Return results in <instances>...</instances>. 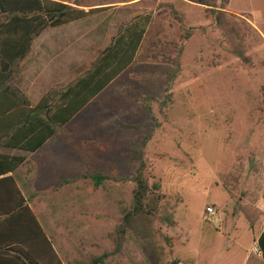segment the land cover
Here are the masks:
<instances>
[{"label":"rangeland","instance_id":"374dc122","mask_svg":"<svg viewBox=\"0 0 264 264\" xmlns=\"http://www.w3.org/2000/svg\"><path fill=\"white\" fill-rule=\"evenodd\" d=\"M64 1L107 8L37 39L39 49L59 42L61 34V57L39 67L59 61L67 68L61 69L62 82L45 83L41 76L30 83V64L22 65L16 85L35 104L50 89L64 90L89 72L132 19L155 14L131 67L59 129L70 145L66 176L35 172L36 187L25 188L57 250L67 264L106 253L105 264H149L136 240L127 235L120 241L118 233L143 165L149 182L160 181L174 206L175 227L161 217L154 221L173 239L167 261L243 264L239 258L228 263L223 246L236 241L251 248L256 229L264 228V0L227 5L249 63L233 53V35L200 0ZM56 48L48 50L51 57ZM97 174L105 177L98 187ZM207 206L216 216L206 215ZM160 243L169 250L162 237ZM233 251L242 255L238 246Z\"/></svg>","mask_w":264,"mask_h":264},{"label":"trees","instance_id":"16d2710c","mask_svg":"<svg viewBox=\"0 0 264 264\" xmlns=\"http://www.w3.org/2000/svg\"><path fill=\"white\" fill-rule=\"evenodd\" d=\"M229 2L200 0L207 14L233 37L235 35L230 38L234 43L233 53L243 63H249L251 57L241 45L244 39L238 38L239 28L227 10ZM80 7L78 1L0 0V148L30 153L40 150L59 128L69 123L136 61L155 11L138 15L126 24L100 53L92 69L75 83L64 90L50 89L33 105L16 85L21 64L31 52L34 40L45 30L83 20L107 8L86 10ZM26 161V155L0 152V264H64L17 183L15 173ZM143 168L142 165L137 169L132 207L123 212L119 239L122 241L127 235L133 237L149 264H184L178 259L167 261L173 239L156 229L154 221L161 217L175 227L178 222L174 206L162 192L161 182L151 184ZM93 180L98 187L105 177L97 174ZM159 236L166 241L168 251ZM257 241L264 258V230ZM108 255L78 264H105Z\"/></svg>","mask_w":264,"mask_h":264},{"label":"crops","instance_id":"0c3cea01","mask_svg":"<svg viewBox=\"0 0 264 264\" xmlns=\"http://www.w3.org/2000/svg\"><path fill=\"white\" fill-rule=\"evenodd\" d=\"M61 1H64V0H61ZM137 1H140V0H137ZM64 2H69V1H64ZM94 7H100V6H91V7H86V8L83 7V8L88 10V9L94 8ZM75 22H77V21H75ZM59 28H61V27L50 28V29H59ZM47 30H45V31H47ZM41 35L39 37H41ZM39 37H37L34 40L31 52L29 53V55L25 58V60L21 64V68H22V65H24V63H26V62L28 63V65L30 64L29 69H30L31 73L28 75L27 81L30 83H37L40 81L41 76L43 78V82H45V83H51V82L54 83L57 81L58 82L64 81L65 79H62V78H64L65 75H63L64 73H62L61 69L63 68L65 71L67 68L66 64H61L58 61L57 63H54L52 66H50L48 68L44 67V69H41L39 67V64L41 62H44L46 65V60H48L49 58H51V60H54V59H58L61 57V54H58V52H60L59 50L62 46L60 43L61 34H59V42H53L50 45L44 44L42 47H39V49H37L36 48V41ZM49 46H50V48H49ZM55 47H57L55 49V53L58 51L57 52L58 55L51 57V55H49L48 50H53ZM75 50L78 52L77 46L75 47ZM80 51H81V49H80ZM48 69H49V71H48ZM40 70L42 72H39ZM44 94H42L37 99L36 104L39 103V101L41 100V98ZM26 95L30 98V95L28 93ZM30 100H31V98H30ZM31 102L33 105H36L35 102H33L32 100H31ZM73 119L70 122H72ZM70 122L61 128L68 126V124H70ZM59 129H58L57 134L54 137H52L51 139H49L40 150L32 153L33 154L32 156L29 155L30 152H26V151H23V152H26V154L28 153L27 155L23 154V153L1 152V153H7V154L26 155L27 156L26 163L18 169L17 173H15L17 183L21 187V189L25 195H26L25 188H27V189L32 188L33 185H35V187H36V184L35 183L32 184V181H31L34 178L35 179L38 178L37 177L38 174H35V172L38 173L40 171H45V172L49 173V176L51 178H61L63 176H66V173L68 172V166H69L68 165V156L70 155L68 153L67 147H69L70 145H69V142H66V141L59 138V135H60ZM6 149H8V148H6ZM11 150H17V149H11ZM18 151H22V150H18ZM41 157H43V158L40 160V162H36L37 160H35V159L41 158ZM32 162H35V163H32ZM71 163H73V162H70V164ZM36 164H37V166H36ZM25 168H27L26 171H24ZM76 169H77V167L75 166V170ZM30 205H31V203H30ZM31 207H32V205H31ZM256 230H257L258 235L253 236L254 237L253 239H258L260 234L264 230V228H261L259 230L256 229ZM48 236L52 240V238L49 234H48ZM218 238H219V236H218ZM227 240H228V242H230V241L232 242L231 238H227ZM235 242L236 241L232 242L233 244L231 245V247H229L228 245H226L227 247L223 246V250L225 251L224 259H226L228 261V263H231L234 259H236L238 261L237 258H239V262L242 260L243 264H261L262 261L264 262V258L262 257V255L261 256H255V255L251 254V252H250L251 248L246 246V248L244 249V248H242V246L240 244H236ZM54 246H55V244H54ZM234 246H238L241 249L242 255H240V257H238L237 256L238 254L233 251ZM58 253H59V256L61 257V259L63 260L64 264H67L65 259L61 255V253L59 251H58ZM191 264H195V261H193V263H191Z\"/></svg>","mask_w":264,"mask_h":264},{"label":"built area","instance_id":"2783aa9c","mask_svg":"<svg viewBox=\"0 0 264 264\" xmlns=\"http://www.w3.org/2000/svg\"><path fill=\"white\" fill-rule=\"evenodd\" d=\"M262 199L264 201V190H263V196H262ZM206 215L208 216H216V209L213 207V206H207L206 207ZM251 254L255 255V256H261L262 255V251H261V248L258 244V241L256 242V244H254L252 247H251V250H250Z\"/></svg>","mask_w":264,"mask_h":264}]
</instances>
